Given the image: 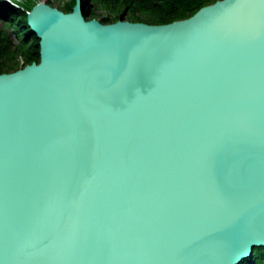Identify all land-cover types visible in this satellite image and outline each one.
Masks as SVG:
<instances>
[{"label":"water","instance_id":"obj_1","mask_svg":"<svg viewBox=\"0 0 264 264\" xmlns=\"http://www.w3.org/2000/svg\"><path fill=\"white\" fill-rule=\"evenodd\" d=\"M0 74V264H239L264 247V0L165 25L39 3Z\"/></svg>","mask_w":264,"mask_h":264},{"label":"trees","instance_id":"obj_2","mask_svg":"<svg viewBox=\"0 0 264 264\" xmlns=\"http://www.w3.org/2000/svg\"><path fill=\"white\" fill-rule=\"evenodd\" d=\"M218 0H81L84 17L108 24L118 20L165 25L184 20ZM77 0L62 1L59 10L67 13ZM34 4L0 0V74L10 73L39 62L38 39L26 24ZM239 264H264V247Z\"/></svg>","mask_w":264,"mask_h":264},{"label":"rangeland","instance_id":"obj_3","mask_svg":"<svg viewBox=\"0 0 264 264\" xmlns=\"http://www.w3.org/2000/svg\"><path fill=\"white\" fill-rule=\"evenodd\" d=\"M4 1H6V2H8V3H11L12 1H14V2H25V0H4ZM33 4H34V6L35 5H37V4H39V3H45V4H47V5H49L50 7H52V8H57V9H59V5H60V3L62 2V1H66V0H30ZM85 18V20H90V18L89 17H84ZM123 21V20H122ZM114 23V22H113ZM23 68V67H22ZM19 69H21V68H19ZM18 69V70H19ZM14 72V71H13Z\"/></svg>","mask_w":264,"mask_h":264}]
</instances>
